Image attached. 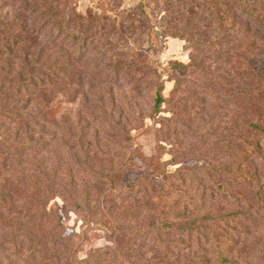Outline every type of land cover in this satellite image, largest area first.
Listing matches in <instances>:
<instances>
[{"label": "rangeland", "instance_id": "obj_1", "mask_svg": "<svg viewBox=\"0 0 264 264\" xmlns=\"http://www.w3.org/2000/svg\"><path fill=\"white\" fill-rule=\"evenodd\" d=\"M181 2L175 29L167 0H70L62 82L36 97L33 68L1 71L21 3L0 0V264H264V41L239 19L227 46L223 0Z\"/></svg>", "mask_w": 264, "mask_h": 264}, {"label": "trees", "instance_id": "obj_2", "mask_svg": "<svg viewBox=\"0 0 264 264\" xmlns=\"http://www.w3.org/2000/svg\"><path fill=\"white\" fill-rule=\"evenodd\" d=\"M19 1L21 6L18 8L20 13L18 24L15 28L6 26L5 32L2 33L5 38L1 41V71L5 68L13 70L17 64L33 68L34 88L37 97L39 90L45 92L47 87L54 86V80L62 82L63 69L65 66V61H63L64 56L60 52L57 57H54V54L48 53V50H50L49 44H51L52 40L57 44V46H60V48H63L65 45L66 39H63V36H66L65 26L69 20H73V10L69 8L70 0ZM181 1L182 0H167V12H171L170 16L177 14L180 16L179 19H181L180 21L172 24L175 29L181 27L184 21H186V18L192 16L193 14L191 10L179 7L180 4H183ZM211 1L212 0H210V4H213L214 2ZM223 2L224 6L227 5L226 12L217 11L215 14H217V17L221 15V18H217L220 19L221 22L226 19V22L230 23V29H228L229 36L230 34L232 36V32L235 31V21L240 19L246 20L248 25L254 23L260 31L258 32L262 35V41H264V0H223ZM230 3H232V5H229ZM76 13L77 12H74L75 17ZM205 13V10H202L201 14L195 16L201 17ZM219 24L221 25V23ZM49 30H52V32H49ZM185 32V35L189 38V42L197 40L196 38H198V36L196 34V29L188 28ZM172 34L175 35L174 33ZM75 37L76 31L74 40ZM233 37L235 39H233ZM245 41H247L246 38L241 39L232 36L231 39H227V41H224L223 44L227 46L237 44V48L240 49L241 46L239 44ZM30 60L31 62L29 63ZM135 65H137L136 61ZM248 70H250L249 63L245 68V71ZM98 78H100V75L97 74L91 81L96 82ZM163 102L164 98L161 93L158 92L156 97V106L160 107ZM35 133H39L37 140H39L40 143L49 146V139L47 138L46 133L41 132L40 129L38 131L36 130ZM5 145V142L1 140V146L4 147ZM25 149H28V146ZM37 152L41 156L46 155V153L42 150ZM1 154L3 153L1 152ZM7 154H11V152L8 151ZM47 165L48 161L42 159H40L39 162H37V165H35V175L38 174V177L41 178V180H45L47 178L44 175L47 171ZM51 191L53 190L48 189L47 193ZM49 218V201L44 200V202L40 204L37 209V226H44V228L50 229L51 224L49 223ZM19 221L21 226L18 229L21 231L20 245L22 244L21 248L24 250L29 241L28 231L30 228L29 224H31L32 220L27 221L26 218H21ZM11 229L12 228L10 226H6L1 222L0 238L2 239L5 235L9 234ZM56 229L61 230V224H57ZM35 249V247L30 246V248H27L25 251L37 252Z\"/></svg>", "mask_w": 264, "mask_h": 264}]
</instances>
